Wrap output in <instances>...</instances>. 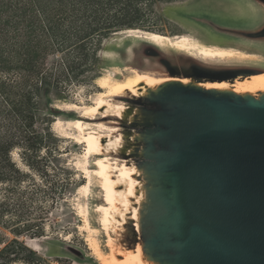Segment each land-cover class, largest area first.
<instances>
[{
  "label": "water",
  "instance_id": "obj_1",
  "mask_svg": "<svg viewBox=\"0 0 264 264\" xmlns=\"http://www.w3.org/2000/svg\"><path fill=\"white\" fill-rule=\"evenodd\" d=\"M241 2L256 5L255 22L207 25L264 51V1ZM138 41L137 59L156 71L132 68L168 81L125 91L111 100L115 111L85 120L111 130L102 155L126 166L135 186L117 205L115 251L145 264H264V91H233L264 63L205 61Z\"/></svg>",
  "mask_w": 264,
  "mask_h": 264
},
{
  "label": "rangeland",
  "instance_id": "obj_2",
  "mask_svg": "<svg viewBox=\"0 0 264 264\" xmlns=\"http://www.w3.org/2000/svg\"><path fill=\"white\" fill-rule=\"evenodd\" d=\"M247 15L255 22L259 16L258 9L256 5L241 0H164L150 8L147 21L139 30L171 38L187 35L204 45L230 47L255 55L264 63V51L246 44H234L237 40L227 38L219 29L207 25L208 21L238 25ZM140 46L137 39L126 34L117 33L103 40L97 52L102 61L99 69L83 81L64 80L60 98L50 93L47 101L53 112L47 110V113L52 137H45L37 145L34 163L20 149L12 151L11 159L23 178L15 187L8 181L0 186V249L8 245V249L13 248L17 254L0 255V264L4 263L1 257L11 259L8 264H98L86 242L90 235L97 240L103 253L115 251L111 227L107 229L99 224L98 213L107 216L117 208L107 194L101 192L95 179L88 196L80 193V186L85 183L82 171L85 144L76 143L54 122L57 119H77L79 113L67 111L65 104L91 105L99 92L95 80L100 76L111 74L113 78L121 79L127 75L121 70L130 67L128 71H137L132 67L139 66L155 73L156 68L152 64L137 59L135 53ZM130 49H134L133 54L129 53ZM69 50L62 53L47 50L39 61L38 80L46 72L66 74L64 62L68 58L65 53ZM34 126L46 129V123L35 121ZM16 204L21 205L20 208ZM81 207L88 209L89 223L94 228L91 234L83 228L79 215ZM14 239L23 248L12 243Z\"/></svg>",
  "mask_w": 264,
  "mask_h": 264
},
{
  "label": "trees",
  "instance_id": "obj_3",
  "mask_svg": "<svg viewBox=\"0 0 264 264\" xmlns=\"http://www.w3.org/2000/svg\"><path fill=\"white\" fill-rule=\"evenodd\" d=\"M162 1L0 0V186L8 181L15 187L23 178L11 159L13 150L25 152L33 164L37 145L52 137L50 93L60 98L64 80L92 76L102 62L97 52L103 40L143 28L147 12ZM67 49L66 74L46 72L39 81V61L47 50ZM35 121L46 123V129L35 127ZM5 253L17 254L8 245L0 249V255ZM1 258L3 264L11 262Z\"/></svg>",
  "mask_w": 264,
  "mask_h": 264
},
{
  "label": "bare ground",
  "instance_id": "obj_4",
  "mask_svg": "<svg viewBox=\"0 0 264 264\" xmlns=\"http://www.w3.org/2000/svg\"><path fill=\"white\" fill-rule=\"evenodd\" d=\"M118 34H126L130 38L143 40L158 47L167 46L181 52H186L205 61L220 62L230 59L256 58L255 55L244 53L235 48L204 45L195 38L187 35L174 36L171 38L157 33L143 32L139 29H130L119 32ZM121 71H126L127 73V75L121 79H115L111 74H106L95 80V85L99 89V92L96 94L95 98H93L91 105L79 106L72 103L65 104V109L67 111H76L79 113L77 119L67 121L57 119L54 122L57 128L62 129L66 135L76 143L85 144L83 166L81 164L85 183L80 186V193L84 194V196H88L90 187L95 179L99 184L101 192L104 191L109 197V201L117 208V210L110 214L108 213L107 216H100L98 213L99 211L96 210L99 224L107 227V229L108 227H112L111 225L115 220V214L119 213L117 205L119 204L120 197L124 198L123 201L125 205L128 198L134 195L135 186L131 182V171L126 166L117 169V165L113 164L109 157L102 155L101 139L107 137L105 136V131L109 133L111 130L102 124H91L87 123L85 120H96L103 109H105V112L115 111V107L110 104L111 100L119 97L125 91L135 94L137 88L141 85L144 87H152L156 84L168 81L167 78H155L149 74L132 70L128 71V68ZM117 75H120V73H117ZM186 82V80L182 81V83ZM206 87L216 89L227 88L225 84H213L207 85ZM233 91L235 93H255L264 91V73L254 76L244 82L236 83L233 87ZM108 148L109 145H107L106 150H108ZM91 158H93L92 162L90 161ZM120 186L124 188V191H119L117 189ZM79 213L83 220V228L91 234L94 228H92L89 223L88 209L86 207H81ZM86 242L92 256L96 259L98 264H145L140 256H131V253H129L130 255H125L111 250L107 254L103 253L97 240L91 235L86 239Z\"/></svg>",
  "mask_w": 264,
  "mask_h": 264
},
{
  "label": "flooded vegetation",
  "instance_id": "obj_5",
  "mask_svg": "<svg viewBox=\"0 0 264 264\" xmlns=\"http://www.w3.org/2000/svg\"><path fill=\"white\" fill-rule=\"evenodd\" d=\"M264 1V0H263ZM244 3V2H243ZM247 5V4H246ZM247 13H248V11H247ZM248 16V15H247ZM253 18L252 17H250V16H248V17H243L242 18V22L241 23H249V21L250 20H252ZM234 44H237V45H241V44H245L246 43V45H247V42H239V41H237V42H233ZM249 43V42H248ZM250 45V44H249Z\"/></svg>",
  "mask_w": 264,
  "mask_h": 264
}]
</instances>
